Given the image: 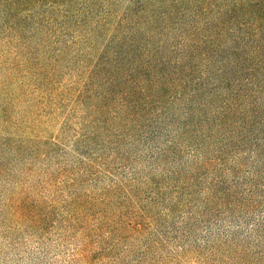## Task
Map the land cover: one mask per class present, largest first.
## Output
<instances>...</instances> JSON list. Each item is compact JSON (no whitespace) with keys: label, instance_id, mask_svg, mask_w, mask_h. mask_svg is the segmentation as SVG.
Wrapping results in <instances>:
<instances>
[{"label":"rangeland","instance_id":"rangeland-1","mask_svg":"<svg viewBox=\"0 0 264 264\" xmlns=\"http://www.w3.org/2000/svg\"><path fill=\"white\" fill-rule=\"evenodd\" d=\"M115 5L0 7V264H264V44L223 86V53L199 30L189 115L168 94L151 114L134 67L175 40L158 48L173 34L130 17L115 27L128 4Z\"/></svg>","mask_w":264,"mask_h":264},{"label":"trees","instance_id":"trees-1","mask_svg":"<svg viewBox=\"0 0 264 264\" xmlns=\"http://www.w3.org/2000/svg\"><path fill=\"white\" fill-rule=\"evenodd\" d=\"M117 1L0 0V7L7 16L27 15L30 10L42 8L46 12L64 17L74 15L85 17L98 8H106L104 11L110 15L116 8ZM127 4L128 7L117 16L118 23L115 27L126 23L128 21L126 19L130 17L129 21L132 24L136 22L139 26L143 25L147 28L157 26L161 30L167 29V35L173 34L161 40L158 48L164 47L170 40H175L167 50V54L161 55L157 60L150 57L144 68L141 65L134 67V70L140 69L146 79L145 106L151 114L162 111L158 109L157 103L168 94L167 101L185 97V113L189 115V107L195 102L199 93L198 79L196 82L191 79L195 70L191 65L194 53L190 50L191 43L199 30L205 33L203 43L211 42L216 54L223 53L219 60L220 64L223 63V86L229 84L230 72L240 71V66L250 59L240 57L244 49L250 48L248 43H254L255 51L261 50L264 44V0H127ZM205 14H210V18L206 19L202 26L198 28L192 23L195 22V18ZM108 15L102 16L104 23ZM104 23L102 25H105ZM239 27L245 28L243 40L235 34ZM97 31L94 35L95 40L98 35H102L103 28L98 25ZM221 32H223V50H221L222 44L218 43ZM215 42L216 44H213ZM169 54H174V60L170 59ZM232 68L236 70H231ZM249 69L256 70L252 66ZM171 74L178 76L179 83L176 89L172 87V83L167 84ZM255 75L252 72L251 78L248 77L247 80L254 79ZM149 97L156 99L149 101L152 99ZM231 101L232 97L223 99V120L227 118L231 109ZM136 223L134 226H129V229H138V222Z\"/></svg>","mask_w":264,"mask_h":264}]
</instances>
